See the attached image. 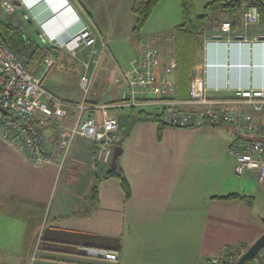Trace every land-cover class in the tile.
Listing matches in <instances>:
<instances>
[{
	"label": "crops",
	"instance_id": "0c3cea01",
	"mask_svg": "<svg viewBox=\"0 0 264 264\" xmlns=\"http://www.w3.org/2000/svg\"><path fill=\"white\" fill-rule=\"evenodd\" d=\"M0 1L2 7L6 0ZM41 1L12 0L15 9L10 15L18 12V20H26L33 29H38L35 24L43 29L44 24L45 32L54 36L62 33L60 29L77 14L97 40L98 54L92 56L89 48L86 70L92 80L104 78L99 83L93 81L96 95L87 102L118 101L122 85L116 78L120 65L128 61L114 66L108 57L104 62L111 38L104 35L91 10L97 11L105 0H67L73 11L67 12L61 24L44 21L50 9L38 5ZM65 1L53 0L54 8L58 10ZM90 2L95 3L89 7L86 3ZM250 6L243 1L233 18L217 12L209 19L194 72L205 78L216 97H232L234 87H264V43L254 41L264 39V22L246 23L243 15ZM225 22L231 27L222 34ZM81 27L78 23L71 27L72 34ZM145 35L159 48L162 61L174 56L172 52L166 57L161 45L165 40L173 45L171 34ZM221 35L224 41L212 42L214 36ZM135 36L131 57L137 52L139 36ZM40 40L47 45L43 38ZM99 68L103 72L96 76ZM163 107L144 104L110 109L120 126L111 158L113 149L120 146L117 166L131 185L129 199L119 179L102 177L98 164L106 167L109 163L96 160L95 144L89 139L75 138L63 169L54 164L33 165L22 148L0 140L1 261L26 264L34 256L35 264H201L226 246L236 244L247 249L252 245L264 232V212H255L242 200L216 198L234 192L252 195L250 191L258 190L256 170L242 175L235 172L234 158L228 151L237 137L234 126H166L158 138L157 122L146 114L161 112ZM184 107L192 110L203 106ZM248 110L258 115L252 107ZM84 115L101 119L102 111L87 108ZM202 167L207 168L206 173ZM94 186L98 201L93 198ZM263 198L258 197L257 202ZM91 249L117 252L118 259H106Z\"/></svg>",
	"mask_w": 264,
	"mask_h": 264
},
{
	"label": "built area",
	"instance_id": "2783aa9c",
	"mask_svg": "<svg viewBox=\"0 0 264 264\" xmlns=\"http://www.w3.org/2000/svg\"><path fill=\"white\" fill-rule=\"evenodd\" d=\"M2 9L12 13L15 9L12 0L4 1ZM243 16L247 24L262 20L256 6H250ZM77 23L82 27L72 34L71 27ZM67 26L61 30L63 33L70 32L64 44L57 35L47 37L41 34L40 37L45 42L49 41V45L65 47L70 52L80 46L90 48L91 55L97 52L96 37L88 25L81 23L80 18ZM230 27L229 22L223 23L222 34L230 31ZM217 39L224 41L222 35ZM254 41L264 43V39ZM29 61L28 50L16 52L0 37V140L22 148L31 164H54L60 169L65 168L77 136L95 143L99 162L110 163L112 146L120 127L117 115L110 109L161 104L164 106L163 120L168 126H234L237 137L229 145L228 151L234 158L235 172L242 175L256 170L259 178L264 179V87H234L231 89L234 93L232 97H216L210 92L205 78L195 70L189 98L176 99L177 59L172 56L162 61L159 48L145 34L139 35L136 55L128 63L120 65L116 78V82L122 85L120 99L108 104L87 102L86 95H96L91 88L92 76L87 70L80 77L85 96L81 102L75 103L60 98L42 83L43 77L55 64L52 56H47L42 62L39 75L34 67L28 65ZM85 66L88 68L89 64ZM188 104L203 107L189 110L184 107ZM232 104L240 106L232 108ZM70 107L76 108L74 115H70ZM248 107H252L258 115L250 112ZM87 108L100 109L101 119L94 115L85 116ZM245 251L241 245L226 246L218 253L205 257L201 264H236ZM91 252L109 260L118 259V253L114 251L91 249ZM0 264L6 263L0 259ZM26 264H35V257ZM244 264H264V248Z\"/></svg>",
	"mask_w": 264,
	"mask_h": 264
},
{
	"label": "trees",
	"instance_id": "16d2710c",
	"mask_svg": "<svg viewBox=\"0 0 264 264\" xmlns=\"http://www.w3.org/2000/svg\"><path fill=\"white\" fill-rule=\"evenodd\" d=\"M159 1L160 0H132L131 11L134 15V26L132 31L135 35L139 36L141 34L143 27L146 25ZM178 1L182 7V21L172 34L173 53L177 59V68L175 70L176 91L174 98L187 99L189 98V89L194 75V68L198 62V53L204 45V34L211 16L217 12H226L233 18L241 7L242 2L247 1L249 5L256 6L259 9L261 19L264 22V0H211L206 3L203 14H198L196 12L194 0ZM0 10H2L1 4ZM0 37L16 52L28 50L30 52V61L28 65L34 67L35 72L39 69L47 56H52L55 61L60 58L61 50L59 48L44 45L40 41L31 38L18 24L13 23L7 18H0ZM69 113L70 115H74L76 113V108L70 107ZM138 114L144 115L145 113L139 112ZM146 115L152 117L157 122L158 138H161L164 128L168 126L163 120V111ZM96 150L97 147L95 145V157L97 156ZM98 167L101 169L102 177H116L119 179L126 199L131 197V185L120 166H117L116 169H112L109 163L106 167L98 164ZM93 198L95 201H98L96 186H94L93 189ZM216 198L242 200L251 207L255 200L253 195L236 192ZM247 248H249V246Z\"/></svg>",
	"mask_w": 264,
	"mask_h": 264
},
{
	"label": "rangeland",
	"instance_id": "374dc122",
	"mask_svg": "<svg viewBox=\"0 0 264 264\" xmlns=\"http://www.w3.org/2000/svg\"><path fill=\"white\" fill-rule=\"evenodd\" d=\"M112 1L115 2L111 3ZM119 1L120 3L118 4L116 0H105L101 8H99L97 11L93 8H90L97 18L98 25L103 30L104 35L111 38L109 47L107 48L108 55H104L102 59H104L105 62L109 57L114 66L118 62L126 63L128 61V58H130L134 54V52H131L130 47H134L136 42L134 38L136 36L132 31L134 26V15L131 11V0ZM209 1L211 0H194L196 12L198 14H203L204 7ZM101 2H103V0ZM93 3L90 2L89 4H86L90 7ZM0 18H7L13 23L18 24L28 36L38 41H42L40 40L41 34L48 37V34L45 32V30L41 29V25L35 24V26L41 31V33L37 34V29H33V27L30 26L26 20L23 19V21L20 22L18 20V12L16 14L10 15L0 10ZM181 21L182 7L179 1L160 0L154 8L153 13L151 14L146 25L143 27L141 34L162 33L163 35H165V37H167V35L169 34H171L172 36V33ZM46 44L49 45L51 43L47 41ZM161 45H163L162 50L164 51V55L166 57L173 52V45L170 41L167 42L165 40ZM60 50V58L55 61L54 66L43 77V83L46 88L52 89V91L56 93L60 98L81 102L85 96V93L80 86V77L86 70L85 62L89 59V57L87 56L89 48L80 46L74 52L68 51V49H66L65 47L60 48ZM95 54L98 53L96 52ZM102 72L103 70L99 68L96 72V76H98L99 73L101 75ZM90 73L91 72H89L88 70L89 75H91ZM101 78L96 77L93 80L94 83H99ZM94 83H92L91 87L93 91H95L94 87H96V85L94 86ZM86 97L89 98L91 97V95H86L85 98ZM95 98H97V96ZM101 99L104 100V98ZM220 137L224 138L225 136L221 134ZM202 169L205 168L202 167ZM206 171L207 168L203 172L206 173ZM257 182L258 190L250 191L251 194L255 197L252 208L255 212L262 213L264 212V189L262 186H260L259 182H261V184H264V179L260 178L257 180ZM254 191H256V193ZM258 197L263 198V201L257 202Z\"/></svg>",
	"mask_w": 264,
	"mask_h": 264
},
{
	"label": "water",
	"instance_id": "95a60500",
	"mask_svg": "<svg viewBox=\"0 0 264 264\" xmlns=\"http://www.w3.org/2000/svg\"><path fill=\"white\" fill-rule=\"evenodd\" d=\"M40 4L41 5H46L50 9V16H49V18H47L46 20H44L46 22L55 21L56 23H60L61 24V22L63 20H65V16H66L67 12L68 11H73L72 6L68 3L67 0L60 6V8L58 10H56V8H54L56 6L53 4V0H42L38 5H40ZM21 11H22L23 14H26V10L25 9H22ZM78 18H79V16L77 14H75V16H73L72 22L75 21V20H77ZM66 25L63 26L61 28V30L66 29L68 27ZM44 26L45 25L42 24V28L45 30V27ZM36 33L39 34L40 33V30L37 29L36 30ZM217 37L220 38V36H214V38H217ZM262 38H264V36ZM121 152H122V148L120 146H116L113 149L112 158H111V161H110V167L112 169H116L117 168V160H118L119 156L121 155ZM261 220H262V222L264 224V216L261 217ZM263 248H264V232L241 255V257L239 258V260H238V262L236 264H244L246 261L250 260L256 254H258V252L260 250H262Z\"/></svg>",
	"mask_w": 264,
	"mask_h": 264
},
{
	"label": "bare ground",
	"instance_id": "6f19581e",
	"mask_svg": "<svg viewBox=\"0 0 264 264\" xmlns=\"http://www.w3.org/2000/svg\"><path fill=\"white\" fill-rule=\"evenodd\" d=\"M57 34V36L59 37V40L61 41V43L62 44H64V42L66 41L65 39L69 36V34H70V32L68 31V32H65V33H56ZM55 36V35H54ZM49 37H52V36H50L49 35ZM212 42H221V40L220 39H217V38H215ZM70 46H72V43H70ZM206 47V46H205ZM206 62V61H205ZM201 74H202V72H201ZM218 88V87H217ZM97 151V150H96ZM100 163V162H99Z\"/></svg>",
	"mask_w": 264,
	"mask_h": 264
}]
</instances>
